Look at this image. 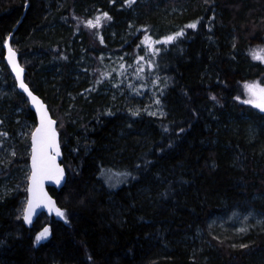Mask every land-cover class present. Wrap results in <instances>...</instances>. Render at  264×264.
<instances>
[{
	"label": "trees",
	"instance_id": "1",
	"mask_svg": "<svg viewBox=\"0 0 264 264\" xmlns=\"http://www.w3.org/2000/svg\"><path fill=\"white\" fill-rule=\"evenodd\" d=\"M8 39L57 121L67 173L48 189L64 216L31 228L36 120L4 62ZM150 46L155 115L110 92L102 59ZM258 47L264 0H0V264H264V229L211 227L232 207L264 213V111L240 101L246 83L264 89ZM107 169L123 183L107 184Z\"/></svg>",
	"mask_w": 264,
	"mask_h": 264
},
{
	"label": "rangeland",
	"instance_id": "2",
	"mask_svg": "<svg viewBox=\"0 0 264 264\" xmlns=\"http://www.w3.org/2000/svg\"><path fill=\"white\" fill-rule=\"evenodd\" d=\"M110 41L113 42V40ZM261 49H264V47H258L254 50L259 51ZM254 50L251 52L252 60L264 66V62L261 60L253 59ZM156 53L157 49L150 46L148 48L143 47L142 55L136 58H132L130 54L125 51L120 52L114 50L110 52V54H106L102 59H104L108 65L114 66L113 72L111 73V80L115 91H110V86L105 85L103 86L104 92H113L118 99L128 98V105H131L133 102L135 103L133 107L135 111L154 115L161 114L159 106H157L152 99L155 97L159 87L156 85L157 79L148 75L149 72L146 69V67L149 68V60H151ZM261 55H264V52H262ZM246 85L254 87L252 90H249ZM261 89H263L261 84L256 80L246 83L242 89L243 96L240 100L241 103L247 107L260 109L255 105L264 102ZM136 94H138V96H136ZM120 100V103L125 101ZM246 101H250V103ZM258 112L262 111L258 110ZM102 175L105 176L107 184L115 186L122 184L125 177L123 171L113 172V169L102 171ZM263 225V211L253 206H248L242 209L237 207L230 208L223 214L217 216L212 222L211 227L215 228L217 231H220V229L229 231L235 237H242L251 230L258 231L259 229H264Z\"/></svg>",
	"mask_w": 264,
	"mask_h": 264
},
{
	"label": "water",
	"instance_id": "3",
	"mask_svg": "<svg viewBox=\"0 0 264 264\" xmlns=\"http://www.w3.org/2000/svg\"><path fill=\"white\" fill-rule=\"evenodd\" d=\"M4 62L15 80L16 89L27 98L30 110L36 120V126L30 136V173L27 180L26 204L23 210V223L27 228H31L41 214L49 217H59L56 209H59L61 212L62 210L48 189L53 188L56 191H60L65 185L67 173L61 164L62 150L60 135L57 130V121L52 117L48 105L25 82V68L21 66L15 50L10 45L9 39L4 44ZM21 83L24 87H21ZM33 97H35V100H33ZM37 129H40V131L38 132ZM34 133L35 140L33 137ZM34 171L36 173L35 180L32 178ZM29 201L32 202L34 211L31 221L26 222L24 215Z\"/></svg>",
	"mask_w": 264,
	"mask_h": 264
},
{
	"label": "snow or ice",
	"instance_id": "4",
	"mask_svg": "<svg viewBox=\"0 0 264 264\" xmlns=\"http://www.w3.org/2000/svg\"><path fill=\"white\" fill-rule=\"evenodd\" d=\"M132 0H129V3H131ZM106 16V14H105ZM89 24L91 25V22H89ZM188 27H195V24H192V25H189ZM182 33H177L176 35L179 36L181 35ZM174 37H168L166 39L165 42H168V41H171ZM11 51V50H10ZM264 52V49H261L259 51H253V59H258V60H261L262 62H264V55H261V53ZM21 87H24V85L21 83ZM246 87L249 89V90H252V88L254 86H250V85H246ZM27 91V89H25ZM261 92H264V89H261ZM29 95H31V93H29ZM33 100H35V97H33ZM246 102H249L250 101H246ZM257 108H260L262 111H264V103H260V104H256L255 105ZM37 131L39 132L40 129H37ZM33 137H34V140H35V133L33 134ZM35 151V149H34ZM34 159V167H35V156L33 157ZM61 175H62V172H61ZM35 176H36V173L35 171L33 172V180H35ZM59 182V181H57ZM34 211V206L32 204L31 201H29V204H28V207L25 209V215H24V219L26 222H30L31 221V216H32V213ZM56 212H57V215L63 217L64 216V213L61 212L59 209H56ZM48 232L49 230L47 228H45L41 233H39V235L36 237V242L38 243L41 239H44L47 237L48 235Z\"/></svg>",
	"mask_w": 264,
	"mask_h": 264
}]
</instances>
